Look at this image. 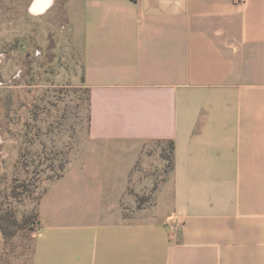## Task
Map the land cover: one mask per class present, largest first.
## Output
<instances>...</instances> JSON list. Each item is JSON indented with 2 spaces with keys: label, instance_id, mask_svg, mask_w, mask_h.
<instances>
[{
  "label": "crops",
  "instance_id": "1",
  "mask_svg": "<svg viewBox=\"0 0 264 264\" xmlns=\"http://www.w3.org/2000/svg\"><path fill=\"white\" fill-rule=\"evenodd\" d=\"M25 1L96 148L41 195L29 264H264V0ZM167 140L173 168L137 208L144 150L162 167Z\"/></svg>",
  "mask_w": 264,
  "mask_h": 264
},
{
  "label": "rangeland",
  "instance_id": "2",
  "mask_svg": "<svg viewBox=\"0 0 264 264\" xmlns=\"http://www.w3.org/2000/svg\"><path fill=\"white\" fill-rule=\"evenodd\" d=\"M24 2L0 0V213L10 209L18 221L37 212L48 183L63 174L77 153L96 150L85 143L90 118L86 89L67 76L72 65L61 61L55 32L42 30L24 12ZM152 149L144 150L150 166L140 176L147 189L136 194L147 196L145 202L167 175L166 161L158 166ZM148 182L153 189L148 190ZM37 226L30 218L9 236L0 231V264L30 263Z\"/></svg>",
  "mask_w": 264,
  "mask_h": 264
},
{
  "label": "trees",
  "instance_id": "3",
  "mask_svg": "<svg viewBox=\"0 0 264 264\" xmlns=\"http://www.w3.org/2000/svg\"><path fill=\"white\" fill-rule=\"evenodd\" d=\"M160 143H163L161 146L160 151V157L165 160V172L166 174L173 168V149H174V143L172 140H167L165 142L159 141ZM63 169V165L60 167ZM60 175H57V178ZM147 196H139L136 195V207L141 208L144 202L146 201ZM30 218H34L36 222H38V213L35 212V214L26 215L23 217L22 221H18L13 213L12 210L8 209L4 212L0 213V231L2 235L9 236L13 233V231L16 228L23 227L25 223H27Z\"/></svg>",
  "mask_w": 264,
  "mask_h": 264
},
{
  "label": "clouds",
  "instance_id": "4",
  "mask_svg": "<svg viewBox=\"0 0 264 264\" xmlns=\"http://www.w3.org/2000/svg\"><path fill=\"white\" fill-rule=\"evenodd\" d=\"M47 2H48V6H50L52 3V0H47Z\"/></svg>",
  "mask_w": 264,
  "mask_h": 264
}]
</instances>
